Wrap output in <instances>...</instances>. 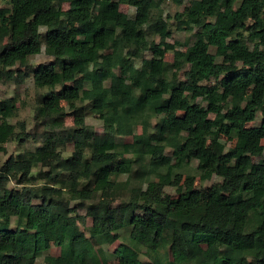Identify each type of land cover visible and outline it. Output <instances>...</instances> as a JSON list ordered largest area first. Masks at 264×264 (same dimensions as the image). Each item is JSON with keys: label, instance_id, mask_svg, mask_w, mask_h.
I'll list each match as a JSON object with an SVG mask.
<instances>
[{"label": "trees", "instance_id": "16d2710c", "mask_svg": "<svg viewBox=\"0 0 264 264\" xmlns=\"http://www.w3.org/2000/svg\"><path fill=\"white\" fill-rule=\"evenodd\" d=\"M8 2L0 82L31 78L38 93L31 134L8 122L15 98L0 99V152L38 146L0 166V264H108L79 229L86 217L98 244L120 239L118 264H264V0H189L172 23L164 0ZM171 26L195 30L193 43L176 49ZM42 50L52 60L31 67ZM192 160L197 175L182 179ZM37 167L43 183L32 185ZM133 174L144 184L112 207ZM212 176L220 182L195 189Z\"/></svg>", "mask_w": 264, "mask_h": 264}, {"label": "rangeland", "instance_id": "374dc122", "mask_svg": "<svg viewBox=\"0 0 264 264\" xmlns=\"http://www.w3.org/2000/svg\"><path fill=\"white\" fill-rule=\"evenodd\" d=\"M9 0H0V7H8L9 6ZM189 0H184L182 5H177L173 0H164L162 3L161 9L163 18L165 20H169V23H172V18L174 15L178 12H182L184 8L188 5ZM66 5H64V8ZM120 10L124 13H126L129 16H132L134 14L135 9L133 7L127 6V5H121ZM172 29V35L170 38L167 39V41L171 44H174L175 48L178 50H185L187 45H191L193 43V33L185 32V31H177L174 26H171ZM156 40L158 38L155 37ZM212 53L214 49H211ZM147 57L150 56L149 53L146 54ZM52 60V58L44 53V50L41 51L40 54L32 57L30 59V65L31 67H36L40 63H49ZM173 60V56L171 53H167L165 55V61L168 63H171ZM38 93V91L33 86V81L31 78H28L23 84L16 85L13 81L9 80L4 83L0 82V99L4 98H15L16 100V109L14 111V114L8 119V122L10 124H16L17 122L24 123L25 131L28 134H31L34 132V123H33V108L35 105V95ZM204 105V103H202ZM61 106L67 110L66 104L62 103ZM68 111V110H67ZM261 116L258 113L256 116V119L254 122L248 124V127L258 126L260 123ZM86 123L91 126L94 131L97 134H100L102 132V122L98 118L97 115H93L91 113H87L86 116ZM65 124L67 126H72L73 124V118L72 116H67L65 118ZM141 128L140 126L135 127V133H140ZM223 141L226 142L227 147H230L232 145V142H229L224 139V137H221ZM120 142H130V137H124L122 139H117ZM38 144L33 142L31 139H28L24 145L19 144L17 141H11L8 142L5 147L6 151L0 152V166L3 164L4 161H6L9 157H15L18 153H25L29 151H33L35 147H37ZM72 146L69 143L67 151L64 153V155H68L71 151ZM165 154L167 156L171 155V149L167 148L165 150ZM129 157V155H127ZM254 161H258V158H254ZM40 169L33 168L31 173L33 175V178L31 179L32 185H41L43 183V180L37 179L35 177L37 171ZM177 173H180L181 178L183 179L186 175H192L196 176V161L192 160L190 161L189 165L184 166L182 169L177 170ZM153 178V176L151 177ZM126 177L122 176L120 178L121 181H125ZM129 185L124 186L123 189L120 190V192L117 194V196L112 199L111 206L116 207L120 201L126 200L129 196L130 187L132 186H138L140 184H144V179L140 178L133 174L129 179ZM220 182V178L216 176H212V178L209 181L201 182L198 178L195 180V189L197 190H203L210 185ZM15 186V183L13 181H10L8 183V187ZM126 187V188H125ZM165 194H168L170 196L175 197L176 196V188L172 186H165L163 189ZM36 202V201H34ZM77 201H72L71 206L76 207L77 212L81 215H85V208L84 207H77ZM79 229L85 233V235L91 240L93 243V246L95 249H98L100 247L101 251L104 252V256L108 262V264H118V259L114 255V250L118 246L120 239L112 243L111 245H100L98 244L94 239L89 237V228L91 227V218L86 217L84 223H78ZM50 254L52 256H57L59 254V249L55 247L54 245H51L50 247ZM39 262L41 260L39 259Z\"/></svg>", "mask_w": 264, "mask_h": 264}]
</instances>
